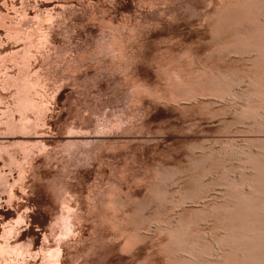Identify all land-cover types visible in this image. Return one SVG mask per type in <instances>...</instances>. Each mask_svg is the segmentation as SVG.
Returning <instances> with one entry per match:
<instances>
[{
	"label": "rangeland",
	"instance_id": "rangeland-1",
	"mask_svg": "<svg viewBox=\"0 0 264 264\" xmlns=\"http://www.w3.org/2000/svg\"><path fill=\"white\" fill-rule=\"evenodd\" d=\"M22 11L24 30L50 16L49 44L21 34ZM0 15V243L25 248L0 264L57 246L60 264H264V0H0ZM34 73L25 131L14 99Z\"/></svg>",
	"mask_w": 264,
	"mask_h": 264
},
{
	"label": "bare ground",
	"instance_id": "bare-ground-1",
	"mask_svg": "<svg viewBox=\"0 0 264 264\" xmlns=\"http://www.w3.org/2000/svg\"><path fill=\"white\" fill-rule=\"evenodd\" d=\"M23 3V2H22ZM22 7V6H21ZM23 8V7H22ZM65 8V7H64ZM21 12V11H20ZM48 12V11H47ZM46 12V13H47ZM50 12V11H49ZM20 14V20H19V22H18V25H19V27H18V30L19 29H22V27L25 25V22H23V18H24V12L22 11V13H19ZM51 14V13H50ZM1 15H3V14H1ZM0 15V16H1ZM21 16H22V19H21ZM26 16V15H25ZM49 16V15H48ZM46 17L45 15H44V17L40 14H38L37 16H33V18H34V20H35V18L37 17V21H36V27L35 28H29L28 29V27H27V29L26 30H24L25 28L23 27V30L24 31H22V35L23 34H25V36H26V39H27V41H34L35 42V44L36 45H42V44H44L45 42H46V40H45V38L47 37V36H45V34H46V32L44 33V30L42 29V23L45 21V20H49L50 18V16L49 17ZM58 16V15H57ZM6 17V16H5ZM28 17V16H27ZM27 17H25V18H27ZM63 17V16H62ZM3 18H4V16H3ZM2 19V18H1ZM12 20V19H11ZM51 20V19H50ZM4 23H5V21H4ZM11 23V22H10ZM9 23V24H10ZM33 23V22H32ZM6 24V27L7 26H9V25H7V23H5ZM31 25V24H30ZM29 25V26H30ZM33 25H35V24H33ZM2 26V25H1ZM17 25L15 24V27H16ZM3 27V26H2ZM5 27V28H6ZM13 27V26H12ZM10 28V26H9V28L10 29H12L13 30V28ZM6 30V29H5ZM7 30H9L8 29V27H7ZM15 30V29H14ZM17 30V31H18ZM11 31V30H10ZM8 32V31H7ZM12 32V31H11ZM16 31H14L13 33H15ZM19 33L21 32V31H18ZM17 33V32H16ZM16 33H15V36H16ZM11 35H12V33H10ZM10 34H7L8 36L10 35ZM20 34V35H21ZM20 35L18 36V37H20ZM47 35H48V32H47ZM13 36H14V34H13ZM32 36V37H31ZM49 36V35H48ZM10 37V36H9ZM14 38V37H13ZM21 38V37H20ZM20 38H18V39H20ZM25 38V37H24ZM33 38V39H32ZM26 39H24V40H26ZM30 39V40H29ZM22 42H24V41H22ZM46 43H48V41L46 42ZM24 44H26L25 42H24ZM49 44V43H48ZM27 47L28 45H24V47ZM23 47V48H24ZM31 47H34L35 48V46H32L31 45ZM28 48V47H27ZM26 48V49H27ZM33 49V48H32ZM31 49V50H32ZM67 49V48H66ZM69 49V48H68ZM23 51H25V49L23 50ZM29 51V50H28ZM28 51H26L25 53H27ZM22 53H24V52H22ZM31 54H32V52H31ZM69 54V53H68ZM12 55H14V54H12ZM11 55V58L13 57ZM18 54H16V51H15V56H17ZM24 54H22V56H23ZM28 55H30L29 53H28ZM9 56V55H8ZM20 56V55H19ZM3 58L5 57V56H2ZM25 55L23 56V60H18V61H20L19 63H21L22 61H25V63L27 62L26 60H24V59H26V58H28V56H26L25 58ZM67 57V56H66ZM10 58V57H9ZM16 58V57H15ZM21 58V57H20ZM30 59L32 58V57H29ZM6 59H8L7 57H6ZM5 59V60H6ZM29 59V60H30ZM8 60H10V59H8ZM8 60H6V61H8ZM16 60V61H17ZM15 60H13V62H14ZM2 62L4 63L5 61H3L2 60ZM23 64L22 65H24V62H22ZM27 64H30V62L29 63H27ZM15 66H17L18 67V65H17V63L16 64H14ZM24 66H27V65H24ZM20 67V66H19ZM18 67V68H19ZM17 68V69H18ZM29 69H30V67H29ZM23 70V69H22ZM24 70H26V69H24ZM50 71V70H49ZM18 72H19V70H18ZM22 72H24V71H22ZM21 72V73H22ZM35 72V71H34ZM25 73V72H24ZM28 73H29V71H28ZM33 73V72H32ZM20 74V73H19ZM23 74V73H22ZM22 74H20V75H22ZM27 74V73H26ZM25 74V75H26ZM30 74H31V72H30ZM35 74V73H34ZM5 75H7V74H5ZM24 75V78L23 79H25V76ZM29 75V74H28ZM7 76H9V75H7ZM12 77V76H11ZM10 77V78H11ZM7 78V77H6ZM9 78V77H8ZM13 78V77H12ZM20 78L22 79V77L21 76H19V80H20ZM27 78V77H26ZM4 79V78H3ZM14 79H16V78H14ZM28 79V78H27ZM57 79V78H56ZM9 80V79H8ZM7 80V81H8ZM26 80V79H25ZM29 80V79H28ZM5 80H3V82H4ZM17 81V80H16ZM22 81V80H21ZM21 81H19V83L21 82ZM24 81V80H23ZM7 83V82H6ZM17 83V82H16ZM16 83H15V85H16ZM22 83V82H21ZM8 84H9V82H8ZM7 84V85H8ZM3 85V84H2ZM23 85V84H22ZM4 86H6V85H4ZM8 86H10V85H8ZM16 86H18L19 87V85H16ZM23 87V86H22ZM45 86H44V78H43V76H41L40 74H35V76H34V78H33V80L32 81H30V82H27V83H25L24 82V89L21 91V89H19L18 90V94H17V96H16V98H15V96H14V100H16V102H15V106H16V108H14V110L15 109H17L20 113H21V117L22 118H20V120H22L21 122H22V124H23V126L26 128V127H32L33 126V122L34 123H36L35 121H33L31 118H30V116H29V111H31L32 113H35L36 112V108L40 105V98H41V94L43 93L41 90H43L42 88H44ZM4 88V87H3ZM6 89H7V87H5ZM9 88V87H8ZM19 88H21V87H19ZM46 88V87H45ZM223 88V87H222ZM16 89H17V87H16ZM44 91V90H43ZM16 92H17V90H16ZM15 92V93H16ZM45 92V91H44ZM226 92V91H225ZM232 92V91H231ZM14 93V95H16ZM43 95V94H42ZM45 95V94H44ZM43 95V96H44ZM38 96V97H37ZM42 96V97H43ZM40 99V100H39ZM44 107H45V105H44ZM16 110V111H17ZM38 110H40V109H38ZM44 111V110H43ZM11 112H13L12 110H11ZM19 112H18V114H19ZM39 111H37V113H38ZM41 112V111H40ZM10 114V113H9ZM33 116H35V118L36 117H38L39 116V119L38 120H40L41 119V116L40 115H38V116H36V114L34 115V114H32ZM42 115V114H41ZM263 117V116H262ZM26 120V122H24L23 123V121H25ZM36 120V119H35ZM37 120V122L39 123V121ZM19 122V121H18ZM27 123V124H26ZM9 124V123H8ZM22 124H21V127H22ZM36 126H38L37 124H36ZM23 127V128H24ZM9 129H10V126H9ZM13 129V128H12ZM19 129H20V126H19ZM22 129V128H21ZM28 128H26V129H23V130H25V131H30V130H27ZM14 130V132H15V130L16 129H13ZM18 130V129H17ZM22 130V131H23ZM19 131V130H18ZM24 133H26V132H24ZM75 135V134H74ZM34 141V140H33ZM37 141V140H36ZM40 140H38L37 141V143L39 142ZM42 142V141H41ZM86 142V141H85ZM33 143V142H32ZM40 143V142H39ZM38 143V144H39ZM21 144V143H20ZM83 144V143H82ZM22 146H21V148L23 147V145L24 144H21ZM90 145V144H89ZM33 146V145H32ZM88 146V145H87ZM40 147V146H39ZM25 152L26 151H28V149L26 150V146H25V148L23 147L22 148ZM1 151V150H0ZM32 151V150H31ZM28 153V152H27ZM26 153V154H27ZM25 154V155H26ZM28 155V154H27ZM71 156V155H70ZM13 157V156H12ZM11 157V158H12ZM15 158L16 157H13V160L11 161L13 164H16V166H17V168L18 169H20V167L22 166V165H20V162H18L17 160H15ZM23 168V167H22ZM19 171V173H23V172H21L20 170H18ZM19 177V176H18ZM21 181V176L17 179V181ZM245 184V183H244ZM13 185L14 184H11L10 186H9V188H10V191H9V196L12 194V187H13ZM249 188V187H248ZM242 190V189H241ZM12 196V195H11ZM242 196V195H241ZM237 199V198H236ZM64 202V201H63ZM65 203V202H64ZM67 203V202H66ZM255 205V204H254ZM65 206V205H64ZM67 206V205H66ZM63 208V207H62ZM69 207L67 206L66 207V212L68 213V214H66V215H61V225H62V227H63V231L67 234V231H71V229H70V227H71V224H69V211H70V209H72L71 207H70V209H68ZM63 210H65V208L63 209ZM72 211V210H71ZM71 214H73V211L72 212H70ZM76 213V212H75ZM64 214H65V212H64ZM72 216V215H71ZM70 216V217H71ZM74 218V217H73ZM60 219V218H59ZM72 221V220H71ZM74 221V220H73ZM59 222V221H58ZM59 225V224H58ZM69 225H70V227H69ZM59 227H61V226H59ZM61 227V228H62ZM60 228V229H61ZM11 230H12V227L11 228H9V229H7L6 230V233H10L11 232ZM4 232H5V230H4ZM59 232H60V230H59ZM64 233V236L66 235ZM69 233V232H68ZM5 234V233H4ZM73 234V233H72ZM61 236L63 235V234H60ZM8 236V238H9V234L7 235L6 234V236L5 237H7ZM65 238V237H64ZM62 239V238H61ZM5 241H4V244L2 243H0V253H7V254H21L23 251H24V247H23V244H12L11 242H9V240H7L6 238L4 239ZM3 242V241H2ZM59 245V244H58ZM28 250V249H27ZM212 250V249H211ZM252 251H254V250H252ZM60 255H61V249H60V247L59 246H57V247H55V248H49V250L46 252V253H44L43 254V258H42V264H60ZM195 255V254H194ZM212 255V254H211ZM4 256V254L1 256V257H3ZM7 256V255H6ZM16 256V255H15ZM21 256V255H20ZM264 256V255H263ZM0 257V258H1ZM7 258V257H6ZM194 258V257H193ZM3 259H4V257H3ZM259 259V258H258ZM261 260V259H260ZM262 261H263V259H262ZM255 262H259V261H255ZM260 263H261V261H260ZM9 264V263H8ZM249 264V263H248Z\"/></svg>",
	"mask_w": 264,
	"mask_h": 264
}]
</instances>
